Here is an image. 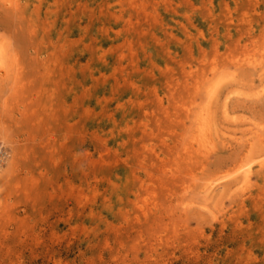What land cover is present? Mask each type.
<instances>
[{
    "label": "rangeland",
    "instance_id": "rangeland-1",
    "mask_svg": "<svg viewBox=\"0 0 264 264\" xmlns=\"http://www.w3.org/2000/svg\"><path fill=\"white\" fill-rule=\"evenodd\" d=\"M0 264H264V0H0Z\"/></svg>",
    "mask_w": 264,
    "mask_h": 264
}]
</instances>
